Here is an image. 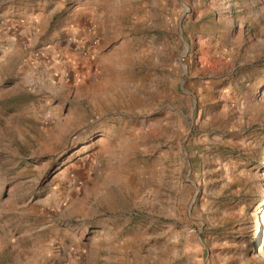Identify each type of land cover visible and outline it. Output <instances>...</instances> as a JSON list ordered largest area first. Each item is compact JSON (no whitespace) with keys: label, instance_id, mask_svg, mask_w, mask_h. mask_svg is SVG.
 Returning <instances> with one entry per match:
<instances>
[{"label":"rangeland","instance_id":"obj_1","mask_svg":"<svg viewBox=\"0 0 264 264\" xmlns=\"http://www.w3.org/2000/svg\"><path fill=\"white\" fill-rule=\"evenodd\" d=\"M0 264H264V0H0Z\"/></svg>","mask_w":264,"mask_h":264}]
</instances>
